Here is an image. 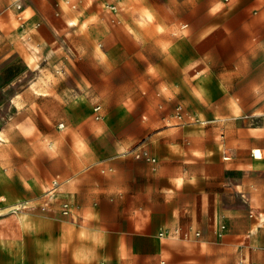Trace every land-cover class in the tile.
Here are the masks:
<instances>
[{"label":"crops","instance_id":"0c3cea01","mask_svg":"<svg viewBox=\"0 0 264 264\" xmlns=\"http://www.w3.org/2000/svg\"><path fill=\"white\" fill-rule=\"evenodd\" d=\"M20 1L13 0L12 15L18 12ZM49 1L54 6L47 14L56 19V25L48 23L42 31L52 42L59 30H73L74 37L89 50L81 58L70 55L74 66L85 60L100 79L98 83L91 78L88 86L74 88L75 96L64 101L65 95L60 101V112L85 145L74 155L80 172L58 191L59 198L71 199L80 210V224L18 214L9 229L20 236L0 233V264H153L164 253L176 256L174 264H202L192 258L197 257L196 252L216 247L221 223L226 225V236L219 249L227 241L246 236L250 247L256 246L257 254L264 257V219L257 216L236 224L231 218L240 210L244 194L264 192L258 184L248 183L251 177H264V117H255L257 104L251 111L243 112V106L236 111L231 100L246 96L238 82L258 81L261 60L255 56L244 64L224 63L209 48L202 57L203 75L192 88L181 74L194 58L186 40L173 43L167 52L154 43L161 58L140 59L148 89L142 95L136 90H119L112 72L118 64L111 52L99 51L98 26L71 7L76 0ZM235 1L220 13L224 20L219 28H231L228 18L241 19L237 23L246 35L241 46L249 50L253 43L248 37L264 33V0ZM255 8L258 10L252 14ZM142 35L131 33L130 44L144 47L148 43ZM2 40L9 56L30 66L45 48L30 23L14 21ZM221 45L229 43L225 40ZM179 94L192 107L188 113L197 116V121L175 120ZM100 96L105 97L106 111L97 103ZM113 97L114 104L109 106ZM98 104L102 106L101 121H91ZM16 184L18 180L0 163V205L20 200ZM257 209L264 211V201ZM194 228L203 232V243H189Z\"/></svg>","mask_w":264,"mask_h":264},{"label":"rangeland","instance_id":"374dc122","mask_svg":"<svg viewBox=\"0 0 264 264\" xmlns=\"http://www.w3.org/2000/svg\"><path fill=\"white\" fill-rule=\"evenodd\" d=\"M235 0H76L71 7L85 16L89 24L94 23L100 30L102 53L111 52L118 64L112 71L115 75L116 88L119 90H136L140 95L148 89L147 82L142 78L140 59L146 57L154 60L161 58L158 49L153 45L160 43L162 52H167L169 46L181 39L186 40L193 52L194 58L182 68V78L192 88L195 80L203 75V55L211 48L212 56L224 63L228 60L233 64L245 63L251 57L257 56L260 61L258 81L238 82L239 90L246 93L244 98L233 97L232 106L236 111H251L255 117H264V33L253 34L249 50L241 44L246 35L241 19L228 18L231 28L220 29V13L231 8ZM16 4V3H15ZM13 0H0V163L4 165L14 181L19 201L0 205V233L7 237H18L10 231L9 225L18 214L29 213L38 219L72 220L80 224V210L71 199L59 198V187L74 178L79 172L74 155L80 151L81 143L78 130L70 126L66 115L60 112V101L65 95L72 98L80 87L89 85L95 78V70L89 68L85 60L76 62L74 66L70 55L81 58L89 53L87 45L81 39L74 37V31L67 28L59 30L57 38L42 31L48 23L56 25V19L48 16L47 11L54 3L49 0H21L18 2V12L11 14ZM258 8L253 9L255 14ZM14 21L22 25H33L45 48L39 53L30 66L21 58L9 56L8 46L2 40L3 33H9ZM66 25L69 27L68 22ZM143 34L145 42L141 47L130 44V34ZM229 46L221 45L224 41ZM75 44V45H74ZM73 48V49H72ZM140 57V58H139ZM218 65L216 70L218 72ZM72 70V72H70ZM181 84V83H180ZM253 90V92H251ZM256 91V92H254ZM67 92V94H66ZM253 93V95H251ZM117 95H115L116 97ZM115 97L110 99L109 106L114 104ZM187 111L192 110L185 97L179 94L175 97ZM105 97H98L97 103L106 107ZM95 103V104H97ZM126 102V105H129ZM176 103V104H177ZM94 104V105H95ZM190 122L197 121V116L190 113ZM220 119V115H218ZM91 121L96 120L94 115ZM176 120V119H175ZM264 154V150L262 151ZM261 157L260 150L255 151ZM11 172H10V171ZM250 185L258 184L259 190H264V177H251ZM254 183V184H253ZM19 190V192H18ZM54 191L53 193H51ZM54 196L53 200L50 196ZM264 201V192L243 195V204L236 216V224L245 223L257 216L264 219V211L257 209ZM194 228L190 232L189 243L205 239L203 232ZM226 236V225L221 223L218 231L216 247L212 250L196 252L192 260L202 264H264V257L257 254L256 246L251 248L250 238L242 236L237 242L227 241L223 249L218 246L221 238ZM166 239V238H164ZM165 243L169 244L166 240ZM194 253V252H193ZM205 253V254H203ZM256 253V254H255ZM206 255V256H205ZM176 256L163 254L153 264H174ZM189 263V262H186Z\"/></svg>","mask_w":264,"mask_h":264},{"label":"built area","instance_id":"2783aa9c","mask_svg":"<svg viewBox=\"0 0 264 264\" xmlns=\"http://www.w3.org/2000/svg\"><path fill=\"white\" fill-rule=\"evenodd\" d=\"M94 114H95V119L100 120L102 118V106L101 105H96L94 107ZM174 117L177 121L180 123H187L189 122L188 119L191 118L190 113L184 108L182 104H178L175 107V112H174ZM189 234L187 233V236ZM200 235V232H197V236ZM162 264L164 261L161 262Z\"/></svg>","mask_w":264,"mask_h":264},{"label":"clouds","instance_id":"9594fccd","mask_svg":"<svg viewBox=\"0 0 264 264\" xmlns=\"http://www.w3.org/2000/svg\"><path fill=\"white\" fill-rule=\"evenodd\" d=\"M79 148L83 151L84 148H85V145L81 142V143L79 144Z\"/></svg>","mask_w":264,"mask_h":264},{"label":"snow or ice","instance_id":"6c2138e0","mask_svg":"<svg viewBox=\"0 0 264 264\" xmlns=\"http://www.w3.org/2000/svg\"><path fill=\"white\" fill-rule=\"evenodd\" d=\"M195 155H199V153H196ZM177 183H179V182H177Z\"/></svg>","mask_w":264,"mask_h":264}]
</instances>
